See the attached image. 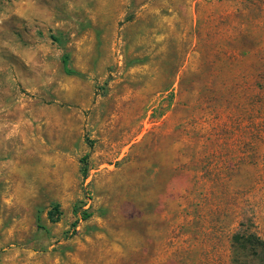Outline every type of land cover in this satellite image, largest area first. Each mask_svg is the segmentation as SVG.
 Instances as JSON below:
<instances>
[{
    "label": "rangeland",
    "instance_id": "1",
    "mask_svg": "<svg viewBox=\"0 0 264 264\" xmlns=\"http://www.w3.org/2000/svg\"><path fill=\"white\" fill-rule=\"evenodd\" d=\"M247 230L264 0H0V264H264Z\"/></svg>",
    "mask_w": 264,
    "mask_h": 264
},
{
    "label": "trees",
    "instance_id": "2",
    "mask_svg": "<svg viewBox=\"0 0 264 264\" xmlns=\"http://www.w3.org/2000/svg\"><path fill=\"white\" fill-rule=\"evenodd\" d=\"M62 63L66 67L67 65V56L62 57ZM83 166L81 168V173L83 177H86L87 168L85 164V159H82ZM55 211H58V208L55 207ZM53 211L49 212V216L52 219ZM88 216L87 213H84L83 218ZM233 243L237 244L242 242V246L251 252L255 256H261L264 259V239L255 231L247 230L245 233L237 231L232 235ZM241 244V243H240Z\"/></svg>",
    "mask_w": 264,
    "mask_h": 264
}]
</instances>
